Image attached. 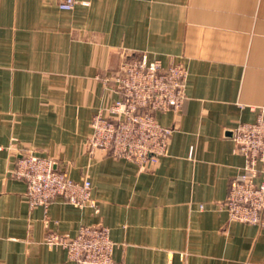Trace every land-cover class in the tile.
<instances>
[{"label": "crops", "instance_id": "crops-1", "mask_svg": "<svg viewBox=\"0 0 264 264\" xmlns=\"http://www.w3.org/2000/svg\"><path fill=\"white\" fill-rule=\"evenodd\" d=\"M129 53L189 72L182 109L158 114L175 130L151 170L86 150L92 116L117 96L104 78ZM262 109L264 0H0V264H76L47 233L98 224L117 262L264 264V219L220 207L245 164L227 131ZM21 152L89 178L97 207H31L11 176Z\"/></svg>", "mask_w": 264, "mask_h": 264}, {"label": "built area", "instance_id": "built-area-1", "mask_svg": "<svg viewBox=\"0 0 264 264\" xmlns=\"http://www.w3.org/2000/svg\"><path fill=\"white\" fill-rule=\"evenodd\" d=\"M57 3L63 10H73L79 0H57ZM188 76V68L181 62L165 64L146 53L125 54L117 70L104 78L117 96L92 116L87 152L123 158L135 162L142 170H151L168 153L175 130L163 125L158 114L182 109L187 99ZM227 132L235 143L234 152L244 156L245 164L232 178L220 207L232 221L262 224L264 109L255 121L240 122ZM11 176L25 180L31 207H47L57 198L78 207H97L91 180L87 177L74 180L51 157L21 152ZM44 242L64 248L76 264H128L114 259L116 242L104 224L82 225L74 236L50 230Z\"/></svg>", "mask_w": 264, "mask_h": 264}]
</instances>
